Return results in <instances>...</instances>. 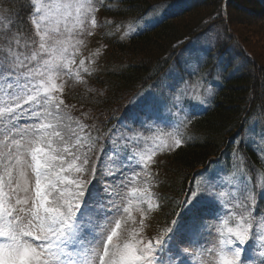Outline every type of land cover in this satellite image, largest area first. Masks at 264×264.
Segmentation results:
<instances>
[{
	"label": "snow or ice",
	"instance_id": "snow-or-ice-1",
	"mask_svg": "<svg viewBox=\"0 0 264 264\" xmlns=\"http://www.w3.org/2000/svg\"><path fill=\"white\" fill-rule=\"evenodd\" d=\"M29 8L33 35L22 39L18 31L13 33L11 24L0 31V264H173L177 256L179 264H190L189 257L180 252L171 255L172 241L181 238L194 243L192 234L209 215L218 221L216 264H249L250 231L257 220L249 203L259 204L260 197L246 175L236 169L228 189L231 199L221 201L226 190L212 182L206 190L212 199L201 195L186 202L191 206L163 245L161 239L153 242L140 236L142 228L127 230L128 220L134 221L133 210L141 214L143 226L145 211L158 207L147 185L132 186L139 173L127 145L134 136L123 137L125 147L119 151L112 148L104 153L105 158H114L107 172L103 161L99 168L88 169L92 144L80 133L89 140L92 137L84 132V125L78 124V130L65 123L71 118L62 115L63 100L54 94L62 90L56 84L62 74L75 71L79 76L81 69L90 74L84 59L75 69L72 66L77 64V45L83 43L76 36L92 35L89 29L97 26V0H29ZM133 33L137 28L129 22L120 39ZM186 83L178 75L168 85L175 95L167 115L162 111L168 107L167 98L145 97L131 115L133 124L150 131L160 124L179 129L190 123L201 113L199 107L193 110L183 103L182 96L191 94L182 87ZM199 87L203 88L202 82ZM205 92L212 95V87ZM196 99L206 110L199 94ZM171 138L175 147L181 146L178 132ZM165 146L159 144L151 154L140 157L139 166L146 169L156 150ZM191 196L197 197V191ZM144 204L147 209L141 207ZM259 223L264 225V216ZM260 235L264 247V232Z\"/></svg>",
	"mask_w": 264,
	"mask_h": 264
},
{
	"label": "trees",
	"instance_id": "trees-1",
	"mask_svg": "<svg viewBox=\"0 0 264 264\" xmlns=\"http://www.w3.org/2000/svg\"><path fill=\"white\" fill-rule=\"evenodd\" d=\"M111 1H104L103 11L117 20L140 19L167 3L185 0H118L115 7ZM189 2H181L179 9L164 13L150 29L124 40L106 38L103 70L88 76V91H72L64 97L62 104L71 107L82 124L108 143L111 135L118 131V124L124 121L129 101L161 80L169 66L179 58L185 44L212 26L222 27L223 42L220 40L212 51L207 52L201 68L204 72L215 68L212 65L214 57L225 60L218 83H213L212 70L203 79L212 82L215 94L206 110L202 108L201 114L191 119L188 125L190 139L164 158L166 165L162 166L163 173L158 179L161 183L154 189L165 209L159 219L163 227L168 223V217L172 224L177 213L185 211L188 197L184 195L192 178L203 168L211 167L216 158L228 150L235 136L245 129L249 118L258 114L264 121V61L251 53L233 29V25L246 29L252 25L255 27L250 31L252 34L264 36V0ZM0 5L6 11L13 33L18 31L22 39L33 35L29 0H0ZM222 12L226 14L225 19ZM251 19L258 22L251 23ZM231 42L236 45L232 54L236 63L227 51ZM244 150L247 159L256 161L253 150L248 147Z\"/></svg>",
	"mask_w": 264,
	"mask_h": 264
},
{
	"label": "rangeland",
	"instance_id": "rangeland-1",
	"mask_svg": "<svg viewBox=\"0 0 264 264\" xmlns=\"http://www.w3.org/2000/svg\"><path fill=\"white\" fill-rule=\"evenodd\" d=\"M104 1L106 0H97V11L94 14L97 26L94 29H89L92 32V35H88L87 32H84L83 34L76 36V39L82 40L83 43L77 45L79 48V52L75 56L77 64H74L72 67L75 69L78 66L79 60L84 59L85 67L91 70L90 74L83 72L82 69L80 70L79 76H77L75 71L62 74L56 80V84L62 86V90L57 89L54 93L59 100H64V97L68 96V94L72 91L89 90L90 84L88 76L97 73V70H103L102 62L104 57L102 55L106 38L120 39L129 22H132L136 26L137 33L144 29L151 28L150 25L159 21L164 13H167V11L174 12L179 9V7H181V2L190 3L189 0L167 3L165 4L166 7L161 6L140 19L115 20L104 14ZM117 1L118 0H112L110 2V4H113L112 7L116 6ZM3 8L4 7L0 5V31L5 30L9 25V18ZM221 15L223 19L226 18V14L224 12H222ZM250 22L257 23L258 20L251 19ZM117 25H119V30H117ZM61 27H63V25H61ZM247 28L249 29L233 25V29L240 34L242 41L250 49L251 53L263 62L264 36H255V34H252L250 31L255 28L252 25H249ZM78 31V29L75 30L74 35L75 32ZM197 36L185 44L179 58L169 66L158 83L140 91L134 98L131 99V101H129L128 113L125 115L123 122H118V131L111 135L110 139L107 140L108 143L98 134L95 135L93 130L79 122L71 107H64L63 105L60 106L62 115L71 118L70 120L66 119L65 123H69L73 128L77 129L78 124L84 125V132L88 133L92 137V139L89 140L87 135L80 133V135L84 136V139L88 144H92V149L88 152V169H92L94 167L99 168L100 162L103 161L104 170L107 172L114 158L111 156L105 158L104 153L108 152L109 149L112 148L119 151L125 147V141L122 138L134 136L133 142L127 145L129 152L137 162L136 168L139 173L132 186L143 188L147 185L153 193L154 203L155 205H158V207L154 206L153 210L145 211L143 226L140 224L142 219L141 214L133 210L132 216L134 217V221L128 220L125 227L128 231L133 229L140 230L142 228L139 232L140 236H142L145 240L152 239L153 242H155L156 239H161L162 245L164 241L168 240L169 236L173 235L176 230V226L180 223V219L176 221L177 224L174 226L175 228L173 231L170 233L166 232V229L173 227V225H171L172 220H170L171 217H168V223L165 227L159 223V219L162 216L161 211L163 210V213H165V209L163 208V203L157 201L154 189H156L157 184L160 185L161 183L158 179L163 173L162 166L164 167L166 165V162L163 161L164 158L168 153L178 148L174 146V142L171 137L176 135L178 132L179 138L182 140V144L187 142L190 139V131L188 129L189 123L181 125L179 129L166 127L165 125L160 124L159 126L151 127L150 131H144L140 128L139 124H133L131 115L137 110L144 98L149 95L168 99V107L162 110L164 114L167 115L171 110V98L175 95V93H171L169 91L168 85L173 83V79L178 75L184 76L187 83L182 87L188 89L191 93L190 95L182 96V101L185 105H190L192 108L199 107V110L204 108L201 106L200 101L196 99L197 94L200 95L201 99L204 100L207 105L209 104L215 94V89L212 82H206L203 79H206V75L212 70L214 74L213 83H218V76L221 75L223 69L225 68H222V65L225 64V60L221 57H214L212 65L214 64L215 68H212L211 70L207 69L206 72L201 70V68L204 66L207 52L212 51L220 40V42H223L222 39L224 35L222 33V27L218 28L217 26H212L208 28L204 34L199 37ZM235 46L236 45L231 42L227 49L229 56L232 58V54H234V50L236 49ZM99 60L100 67H98ZM235 60L236 59L233 58L232 61L236 63ZM218 67L219 69L217 71ZM189 72H194L195 75L189 77ZM201 82L203 83V88L199 87ZM209 86L212 87L213 93L210 96L206 95L205 92V89ZM197 89H199L198 93L196 91ZM129 128H133L134 132H129ZM262 137H264V121L262 117L256 114L252 118H249L245 129L235 136L233 143L230 145L228 150H226L219 158H216L211 167L203 168L196 174L195 178H192L184 195L186 198L188 197V200H186L187 202L194 200L201 195H204L206 199L211 200L212 196L206 195V190L209 189L212 182H215L216 184L222 186V190H226V194L223 197H220V200L228 202L232 195L231 191L228 189H230V182L234 174V169L246 175L254 192L258 197H260L259 204L252 205L249 203L253 216L257 218L256 222L253 224L252 230L250 231L249 243L252 245V259L249 261V264H260V261L264 259V257L261 256V253H264V247H261L260 235L261 232H264V225L259 223V217L264 216V192L261 190L264 188V138ZM159 144L166 146L160 147L156 150L155 155L152 157V161L146 169L140 167V157L151 154L153 149L157 148V145ZM133 145H135V147H133ZM246 147L253 150L256 161L247 159L244 150ZM192 191H197V197L191 196ZM190 206L191 204L187 203L185 211L186 207ZM141 207L147 209L146 204L141 205ZM133 208H135V205H133ZM204 226H206V228ZM216 227H218V221L210 215L206 216L205 220L202 221L201 228L191 236L194 243L189 244L187 240H182L181 238L175 239L172 241L175 249L171 255L174 256L175 252H180L189 257L190 264H216L218 259L216 249L219 247V235L216 232ZM201 244L203 247H200ZM185 249H187L186 253L184 252ZM179 259L180 257L177 256L173 260V264H179Z\"/></svg>",
	"mask_w": 264,
	"mask_h": 264
}]
</instances>
